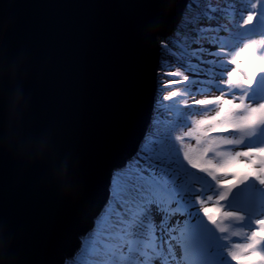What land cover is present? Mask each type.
<instances>
[{"label":"water","instance_id":"1","mask_svg":"<svg viewBox=\"0 0 264 264\" xmlns=\"http://www.w3.org/2000/svg\"><path fill=\"white\" fill-rule=\"evenodd\" d=\"M188 0H0V45L31 52L35 127H54L63 190L41 166L17 175L0 159V220L17 264H63L109 198L112 172L141 144L153 116L159 38ZM67 192L69 195H65ZM196 234L209 245L212 225Z\"/></svg>","mask_w":264,"mask_h":264},{"label":"rangeland","instance_id":"2","mask_svg":"<svg viewBox=\"0 0 264 264\" xmlns=\"http://www.w3.org/2000/svg\"><path fill=\"white\" fill-rule=\"evenodd\" d=\"M263 39L264 0H188L174 33L158 40L161 62L147 128L157 138L167 116L168 145L174 144L175 136L192 149L191 144L203 142V154H208L201 161L192 155L195 163L202 164L199 167L209 179L215 177L220 185L237 191L247 200L245 207L227 210L213 188L203 190L198 180L188 177L175 195L182 203L166 196L157 204L153 196L135 192V186L126 183L131 173L127 160L113 170L105 206L94 218L93 228L81 236L79 249L63 264H232L226 261L231 241L247 242L256 221L264 217V184L246 175L245 167L257 157L244 155L264 144V120L255 119L256 110L264 107V95L245 98L251 91L248 80L255 78L264 89ZM176 108L179 112L172 116ZM182 120L197 124L185 128ZM154 136L146 132L144 145ZM206 167L213 171L212 177ZM201 214L214 226L208 248L193 231ZM244 218L255 223L245 225ZM243 233L244 237L238 235ZM212 250L222 254L214 255ZM259 250L264 251V246Z\"/></svg>","mask_w":264,"mask_h":264},{"label":"clouds","instance_id":"3","mask_svg":"<svg viewBox=\"0 0 264 264\" xmlns=\"http://www.w3.org/2000/svg\"><path fill=\"white\" fill-rule=\"evenodd\" d=\"M33 71L30 51L0 45V159L10 161L18 177L44 167L63 190L67 164L58 150V132L51 126L37 128L31 119L28 85ZM10 231V225L0 220V264H17Z\"/></svg>","mask_w":264,"mask_h":264},{"label":"trees","instance_id":"4","mask_svg":"<svg viewBox=\"0 0 264 264\" xmlns=\"http://www.w3.org/2000/svg\"><path fill=\"white\" fill-rule=\"evenodd\" d=\"M188 55L189 54L184 56L188 57ZM178 112L179 110L177 108L174 109V115L172 116H175ZM159 117L161 118V116ZM157 121H161V119H157ZM179 123L182 127L185 125L188 126L185 128L191 126L195 127L197 124H188L184 120ZM151 126H153V123ZM168 127L169 120L166 116L164 120L162 118L160 129L162 133L158 134L157 138H155L151 129L147 131V133L149 132L150 135L154 137L151 138L152 140L146 145H144L142 141L136 154L129 159L131 163V173L125 180L126 183H132L135 186V192L138 191L141 192V194H149L148 196L150 197L153 196L157 204L166 196H168L172 202L176 201L179 202V204L182 203L180 200L178 201V197L175 195H179L178 192L181 187L185 186L186 177L198 180L203 190L213 188L215 192L225 195L226 186H222L216 182V178L212 177L213 171H211L209 167H206V169L210 171V176L212 177L209 179L205 171L201 170L199 167L202 164L198 161L205 159L208 154H203L202 150L204 148V143L198 140L195 144H191L193 147L195 146L194 149H192L188 143L182 142L178 136H175L174 144L168 145L166 134L171 132V130L168 132ZM181 131L184 132V129L182 128ZM196 154L198 164L195 163V159L192 157V155L196 157ZM222 204L227 208L237 207L241 209L246 202L235 195L226 194L222 200ZM174 207L176 208V205L173 206V209Z\"/></svg>","mask_w":264,"mask_h":264},{"label":"snow or ice","instance_id":"5","mask_svg":"<svg viewBox=\"0 0 264 264\" xmlns=\"http://www.w3.org/2000/svg\"><path fill=\"white\" fill-rule=\"evenodd\" d=\"M256 112L258 116L255 119L264 120V107L257 109ZM244 155L257 157L252 163L245 165L249 169L246 175L255 176L261 184H264V167H256L257 163L264 165V150H254L246 152ZM238 235L244 237V233ZM231 245L229 256L232 264H264V251L259 250L261 246H264V220L256 221V230L247 236V242L235 243L231 241ZM176 256L178 259L181 256L178 245L176 246Z\"/></svg>","mask_w":264,"mask_h":264},{"label":"bare ground","instance_id":"6","mask_svg":"<svg viewBox=\"0 0 264 264\" xmlns=\"http://www.w3.org/2000/svg\"><path fill=\"white\" fill-rule=\"evenodd\" d=\"M262 45L264 46V39L262 40ZM262 60V59H261ZM262 62V61H261ZM260 62V63H261ZM262 68H263V73H264V67H263V65L261 66ZM247 219H249V218H244V220H247Z\"/></svg>","mask_w":264,"mask_h":264}]
</instances>
